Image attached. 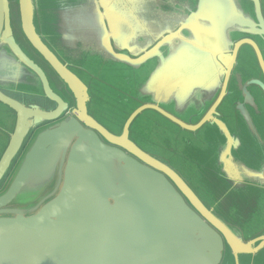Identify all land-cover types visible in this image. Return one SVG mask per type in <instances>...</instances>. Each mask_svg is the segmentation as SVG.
<instances>
[{
  "label": "water",
  "instance_id": "obj_1",
  "mask_svg": "<svg viewBox=\"0 0 264 264\" xmlns=\"http://www.w3.org/2000/svg\"><path fill=\"white\" fill-rule=\"evenodd\" d=\"M15 6L0 0V264H264V0ZM157 119L171 158L131 137Z\"/></svg>",
  "mask_w": 264,
  "mask_h": 264
},
{
  "label": "rangeland",
  "instance_id": "obj_2",
  "mask_svg": "<svg viewBox=\"0 0 264 264\" xmlns=\"http://www.w3.org/2000/svg\"><path fill=\"white\" fill-rule=\"evenodd\" d=\"M10 3L12 5V8L15 9V7H16L15 6V0H10ZM14 26H15V30L17 33V25L14 24ZM20 41L23 42L25 48H27L29 50V48L25 44V42L22 41V38H20ZM92 71H96V72L100 73L98 69L92 70ZM100 74L102 77H105L107 80H110L111 83H117L118 82L116 80V78L113 79L112 77H107V76L103 75L102 73H100ZM124 87H126V86H123L121 88H124ZM0 109H3V108H1V106H0ZM0 120H3V115L1 113H0ZM157 121H158L160 126L152 128L153 134L144 135V133H143V134L139 135V134H137L136 130H134V133L131 134V137L144 150H146V151H148V152H150V153H152L158 157L160 155H164V156H166V158H171V156L169 155V151L166 150L164 148V146H165V143L168 142V140L171 137V133L168 129H171L172 126L164 123L163 121H161L159 119H157ZM100 122H102V121L100 120ZM141 122L142 121H140L139 123H141ZM103 124L106 125L107 122H106V124L105 123H103ZM111 125H112V122H110L106 126H108V128H110V129H113V127H111ZM6 142H7L6 137L4 140L0 137V154L3 150V147L6 144ZM170 164L176 170H178L182 174V176H184V177H187V175L193 173V172H191L192 170L197 169V167L191 166L188 168V172H187L185 165L181 162V160L179 158V155H176L175 159H173V163H170Z\"/></svg>",
  "mask_w": 264,
  "mask_h": 264
},
{
  "label": "flooded vegetation",
  "instance_id": "obj_3",
  "mask_svg": "<svg viewBox=\"0 0 264 264\" xmlns=\"http://www.w3.org/2000/svg\"><path fill=\"white\" fill-rule=\"evenodd\" d=\"M263 48H264V45H263Z\"/></svg>",
  "mask_w": 264,
  "mask_h": 264
}]
</instances>
